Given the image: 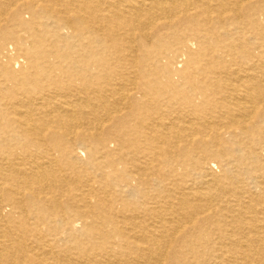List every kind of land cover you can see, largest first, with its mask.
Segmentation results:
<instances>
[{
	"label": "bare ground",
	"instance_id": "bare-ground-1",
	"mask_svg": "<svg viewBox=\"0 0 264 264\" xmlns=\"http://www.w3.org/2000/svg\"><path fill=\"white\" fill-rule=\"evenodd\" d=\"M263 12L0 0V264H264Z\"/></svg>",
	"mask_w": 264,
	"mask_h": 264
},
{
	"label": "rangeland",
	"instance_id": "rangeland-1",
	"mask_svg": "<svg viewBox=\"0 0 264 264\" xmlns=\"http://www.w3.org/2000/svg\"><path fill=\"white\" fill-rule=\"evenodd\" d=\"M259 16H260V18H261V17H264V12H263V14H260ZM255 45H257V44H255ZM255 45H252V46H251L253 52H257V51L259 50V48H257V49L255 50V47H256ZM8 46H9V45H8ZM260 49H261V50H264V47L260 46ZM82 153H83V152H82ZM213 169H214L215 172H217V170H218V172H219V168H217V166H216L215 164H214V166H213Z\"/></svg>",
	"mask_w": 264,
	"mask_h": 264
}]
</instances>
